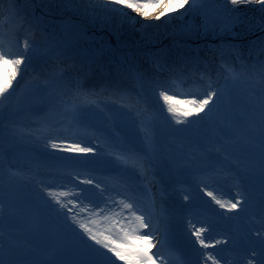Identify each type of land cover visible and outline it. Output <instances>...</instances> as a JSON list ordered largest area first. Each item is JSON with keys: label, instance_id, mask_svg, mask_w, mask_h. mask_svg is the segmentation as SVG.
Here are the masks:
<instances>
[{"label": "bare ground", "instance_id": "6f19581e", "mask_svg": "<svg viewBox=\"0 0 264 264\" xmlns=\"http://www.w3.org/2000/svg\"><path fill=\"white\" fill-rule=\"evenodd\" d=\"M44 1H47V0H44ZM134 3H142V4H146L147 6L141 11H137L135 8H132V9L125 8V10L123 11L119 10L118 12L115 13L114 17L118 18L120 21L122 20L121 16L129 17L128 22L121 21L122 24H124V26H127L131 29L134 28L130 21L132 17L139 18L138 25L140 23L141 25H143L146 22H149L151 25L153 24L154 25H171L172 23L171 19L174 17V14H172L173 11L167 10L168 9L167 8L166 9L167 14L164 16H160V4L156 3V0H134ZM124 6L126 7V3H124ZM62 8H65V7L62 6L60 9ZM126 9L131 10L132 13L129 15L126 12ZM142 12H146L147 15L146 16L142 15ZM15 14L18 15V11H16ZM157 16H160V18L156 19ZM18 20H19V15H18V19L14 21L13 24L10 26V30L8 31L5 30V33L2 32V29L0 27V35L6 34V33L9 34L12 31L15 34L16 27H17V30H21L22 24ZM142 20L143 21L145 20L143 24H142ZM140 32H141V28H140ZM148 34H149V31L146 32V36ZM9 37L12 39L16 38L15 35L10 36V34H9ZM148 37L149 36H147L146 38L148 39ZM69 39L71 40V38ZM69 39H66L67 43L70 42ZM10 43H12L14 46L7 44L4 41L2 42V46L5 49V52L16 53L20 48L18 47V45H15L14 40L13 42L12 40H10ZM19 45H22V43H19ZM217 50L218 48L215 47L211 49L210 51L216 52ZM192 51H188L184 53L182 58H177L175 60H169L166 63L163 62L160 68L161 71L159 70L156 71L153 69L154 71L153 77L156 78L157 81L149 82L150 85L148 88L151 91V94L155 97V99H157L158 103L162 104L163 102V100L159 97V92L161 90H164L165 88H168L167 84L169 80H171L173 84L171 88H169L171 90L168 92V94L171 95L173 91L179 93L180 91L178 89L184 90L185 83L191 84V86L187 85L189 90H193L195 92V88H198L199 91L203 92L205 91V87H207L209 80H211L212 85L214 86V84L216 83V80H219L224 76V72L222 71L221 72H216V71L210 72L208 73L209 74L208 75L207 73L204 74V72L200 70V68H196V67H199V65L203 66L206 60L209 63H213V62L211 59L208 58V56H205V55L203 56L191 55ZM96 59H97L96 61H93L91 56H84V58L80 60L77 55H74V58L72 59V62H73V67L71 69L72 71L70 70L71 75L67 76V79L62 83L59 95L56 96L54 92L55 86H53L52 89H49L46 91L45 97L48 99L49 106L46 109L38 107L37 112L43 113L47 117V119L50 122L49 126H46V127L40 126L38 123H35L32 117L28 115L23 116L19 124H17L19 129L23 130L26 127H29V131L31 133L33 131L39 132L46 139L53 138L55 140H63V141L70 140L69 143L82 140L84 141V143H82L80 146L82 147L83 146H93L94 147L93 154L84 156L82 154L70 155L68 153L60 152L58 150L52 149L50 145H48L47 148L44 145L39 146V150H41L45 154L46 153L51 154V155L54 154L59 158L70 160L64 163L65 164L64 166L49 165V167L53 169L52 171L55 170V172L56 171L58 172L59 170L65 169L67 168V166L71 165L73 161H74L73 163L78 164V166H73L75 168H73L72 171L70 170L71 173H69L73 175L72 178L76 179V182L75 181L72 182L71 180L68 181V179H61V178H58L57 181H55L54 179L44 177V179L42 178V181L39 187L31 183L32 179H36V176L38 174L33 173L30 170L39 169L41 170V173H46L45 175L49 176V174H51L52 172H50V170H47L46 169L47 167L44 166L45 160L37 161L34 159L32 155V158H33V159L31 158L32 163H28V164L26 162L18 163L16 162V158H15L16 151L15 150L8 151L11 157L10 159H11L12 166L15 165L16 167H18V169L21 170L23 175L26 177L27 182H28V186H27L28 191L31 192L34 196H36L37 199L40 200L41 204L44 205L46 208H50L51 204L46 206L48 203H55V201L51 197L48 196L49 191L56 192L57 194L61 191L70 193V195L67 198H62V200H64L65 203H67L68 200L74 201V204H68V208H72L74 213L79 211L80 206H81V200H83V205L86 206L88 209H91L93 206H96L97 212H99L101 208H104L105 204H107L109 208H115L116 212H120L122 209V205L117 207L116 205L113 204V201L117 202V204H119V202L122 200L125 202L130 201L125 191H123L124 189L120 187L118 183L114 184L115 187L116 185H118L123 190L122 189H119L118 191L113 190L112 187L114 185L112 182L111 184L108 183V184H103V186L96 187L97 185V183L95 182L96 179L106 180L107 182V177L106 175L103 174V172H101V170H104L103 167L106 165V163H108L107 161H109V158L101 157L97 151L98 149H101V146L103 144H106L108 142L109 143L111 142L113 145L115 144L119 146L118 141H115L113 138H111V140L109 138L105 140L100 139L99 138L100 133L98 131L97 132L86 131L88 133L82 136V132H80L81 131L80 129L83 126L84 122H90L91 124L94 123L100 126V129H103L104 133L111 134L114 131L123 132L126 135H128V138H129L128 139L129 142H127L126 146H123L125 148L124 151H127L129 149L133 151H139L138 149L141 148V144H139L141 143V140L138 138V135L136 134L137 132L136 128L139 124L137 115H133L131 113H126V112L123 113L125 110L121 112L115 109H111V110L107 109L109 112L108 111L106 112L105 110L106 107H104V105L103 106L101 105V107H99L98 109L88 107V105L92 103L93 101H95L94 103L99 105L102 103V100H105L107 99V97H109V98H112L113 100L117 99V101L120 103H123V105L129 104V105L135 106L136 108L142 110L144 108L146 109L149 106L150 102L152 104V101L148 99L146 101H142L140 97L137 98L135 88L133 90L130 87L131 83L135 85L136 82L138 81L137 78H139L140 75H137V74L142 73L140 65L135 64L136 67L133 68L132 72H126L123 63H115L113 65V68L114 70H117L119 73L114 72V70H113V73H105L104 71H108L104 69L107 63L104 64V60L102 59H99V58H96ZM49 61H51V63H54L57 60L56 58H52ZM81 62L88 63L90 65L93 64L92 70L89 72V71L84 70V68H81ZM141 62H144V60L139 61V63L142 65ZM145 62L149 63V61L147 60H145ZM125 64L129 66L130 62L126 61ZM38 65L39 64H35L34 67H37ZM218 65H221L220 54L218 58ZM143 66H147V65H143ZM54 67L55 65H50V69ZM57 67H59L58 64H57ZM95 67L98 68L96 71H94ZM262 71L264 73V69ZM186 73L189 76H193L195 74L197 76H200L201 79L206 76L207 78L202 80L200 85H197V84L194 85V79L189 78L186 75ZM242 73L244 75L247 74L246 70H244ZM57 74H58L57 72H54L51 75L54 79L57 80L60 78V77L55 78L58 76ZM262 76L264 80V74ZM158 79L160 80L163 79V81H165L167 84L162 83ZM178 81L181 82L180 86H176ZM222 81L223 79L218 81V83ZM20 83L22 85L24 83V80H22ZM156 83H159V85ZM257 87L259 88L258 92L260 93L259 94L255 93L254 99L251 100L249 104L251 106H256L255 108L261 110L260 112L261 114H260L259 119L252 118V117L244 119L241 127H244L245 129L247 128V130L251 129L250 126H248V124H252V125L259 124L262 127V120H264V82L262 81L259 82ZM18 92H19V89L16 90V93ZM81 95H89V96L87 98H82ZM190 98L192 99L195 97H190ZM177 99H180V98H177ZM10 100H13V99L11 98L9 99V101ZM15 105L16 103H14V106ZM217 107L222 108V106H218V105ZM73 110H75L76 112V122H70ZM212 110L219 113L218 115L221 116L220 123L218 125L222 127L223 125V119L221 115L222 110L220 109L218 110L216 108H213ZM0 111L2 112V114H0V118H3V122L6 123L8 121V118H6L5 109L2 107V105H0ZM109 115H111L113 120L116 121L115 127H112L110 123L108 125L105 123L107 120L106 116H109ZM202 117L203 119H199L196 117H190L189 119L192 120V123L188 125L197 126L198 124H205L206 126L209 127L210 123H207V118L205 116H202ZM54 120L57 123L62 122L63 123L62 127L61 128L54 127L53 126ZM234 120H235L236 125L238 126L237 132H239L240 122L237 119H234ZM173 134L176 135L175 133ZM204 134H205V131H200L196 133L194 131H191L190 129L188 131V127H186L183 130H181L177 135L178 136L183 135L184 137H186V140H190L191 138H194L195 140L202 139V143H205V141H203V139H205ZM159 135L160 137H162L160 133ZM106 137H108V135H106ZM46 139H44L45 142H47ZM241 140L243 141L241 145L245 146V149L239 145L236 148L237 150H239L237 151L236 154L241 155V157L246 155L247 157H242V159L246 161L249 160V162L254 164L255 160L250 159V157L258 156L259 154L257 153L259 152H257L255 148H253V146H248L249 139L246 137V135L243 134V136L241 137ZM161 144L163 147L162 149H165V150L171 149L172 152L175 155H177V157L181 156L178 164H173L172 168L170 169H167L163 165L161 168L159 167L158 169L160 170L159 173L154 172L149 168V171L147 172V174L139 172L140 174L137 175L136 170L127 171L128 167L126 166L122 167L121 165L116 164V166H112V167L116 169V167L118 166L117 168H120V169H116V170H119V172H122V175L124 176V178H126L127 181H131L135 185H137L138 182H139L138 186H142L146 183L147 184L155 183L156 185V181L158 184L160 183L161 189L164 192H168V195L160 199L159 202L163 204V208H166V210H161V211L169 212L171 214L170 218L165 220V223L168 225V227H170L171 232L174 234L177 233L179 237L181 238V240L185 241V243H187V245L192 248L194 255L197 256L199 259L200 258L203 259L202 261H205V255L207 253H212L214 255V258L218 259L219 264H223L224 261L222 262L219 260L218 250L217 251L215 250L218 249L223 244L225 245L230 242V239H229L230 231L227 230L226 233L220 234L218 232V229L216 228L218 225L219 227H222V228L224 227V229L228 227L231 216L230 214L227 213V208H221L218 204L215 203V200L207 196V192H212L213 195L217 199H220L225 204L229 202L232 203L233 201L232 190L235 189V184L233 182V179L226 178L227 180L226 179L221 180V177H220L221 173L227 167L221 166V167L216 168V164H213L212 166L210 165L212 167L211 168L208 164L202 165V163H197L196 159L190 160L189 158L187 159V161L184 160L183 162H181V160L184 157H186V153L184 151L185 148H182V147H185L186 143L183 141H179V140L176 141V137L172 135L170 136L168 135V133L165 134L164 132L163 140L161 141ZM192 151H193V155L195 154L198 158H200L199 157L200 155L196 149L195 150L193 149ZM21 155L22 156L28 155L30 157L28 153H22ZM182 155H184V157H182ZM164 157L168 159L169 156L167 153H165ZM148 162H149L148 167H150V161ZM259 164H256V165H259ZM261 165L264 166L263 161L261 162ZM71 167H69V169H71ZM259 167L261 166L259 165ZM28 168L30 170H28ZM156 168L154 169L155 171H156ZM215 168L216 170L212 171ZM191 170H193L194 173L192 174V177L189 178V174L191 173ZM109 171H112V170H109ZM198 172H201V174L198 175ZM231 175L232 174H230V176ZM54 176L55 178H57V175H54ZM211 178H215V180L213 181L211 180ZM259 178H262L264 181V172L263 174L259 176ZM88 179H91L93 183L92 184L82 183V181H85ZM171 179H176V180L171 181ZM184 179L185 181L196 182V186L192 188L191 190L177 186L179 184L180 185L182 184V183L178 184L177 182L183 181ZM222 183L226 184V187L229 189V191L228 190L225 191L221 189L220 186L222 185ZM172 184H174V186ZM175 186H177L179 189L186 190L187 193L184 191L180 193L176 189ZM77 192H80V196L74 195ZM261 196L263 197L261 198V201L259 198V202L262 203L263 205L264 204V194H262ZM2 197L4 198L6 196H4L2 191H0V221L4 222L5 223L4 225H9L8 220L13 223L15 222L16 218H15V214L12 213L11 211H5L2 209V202L3 200H6V199H3ZM84 197H87V199H84ZM185 197H187V199H185ZM181 199L187 201L188 204L187 205L182 204ZM138 202H140L139 203L140 209L144 211L146 207L145 204H143L141 200H138ZM56 206H57V209L59 210L60 206L58 204H56ZM18 207H28V205L18 206ZM185 208H189L190 210H192L193 211L192 214H190V212L189 214L186 213ZM201 208L207 209L206 211L207 216L205 215L203 217H199L201 213ZM198 211H200V213ZM52 213L56 217H61V216H58L59 214L56 215L54 211H52ZM123 214L125 216L128 215L126 210L124 211ZM137 214L139 215L141 213L138 212ZM143 214L146 216L145 212H143ZM81 215L86 217L88 213L87 212L81 213ZM103 215L111 216L112 212L107 211V212L100 213V215L93 217L95 219L101 220V223L98 226L99 228H104L107 226L106 223L101 219ZM260 216H264V208L260 211ZM146 217L151 218V227H152V230H154L157 225L156 223L160 222L159 217L157 218L155 214L153 213H151L150 215ZM61 218L64 219V217H61ZM52 221L53 219L48 220L46 222V226ZM69 221L72 224L70 217L67 220V222ZM41 223H43V221H40V223L36 221L35 225L34 224L29 225L31 226L29 228L32 229V232L36 236L37 235L42 236L43 234H46V231H45L46 229H42L43 231L38 230V228L41 227ZM257 224L258 226H254L255 228L251 227V229H249V237L245 241V244L247 242L246 248L249 250L247 251L249 254L245 256V259L243 261L244 264H264V223L262 222V220H260L259 222H257ZM93 227H97V226H93ZM201 228L204 229L202 236L205 239V243L213 245V247L203 248L199 244V242L196 241V238L193 235V232L196 229H201ZM70 229L77 230V231L80 230V228H77V229L70 228ZM83 235L88 237L87 234H85L84 232H83ZM217 241H219V243H217ZM92 242L95 243L94 241ZM101 249L104 252H107V249H104L102 246H101ZM74 251L75 249L72 248L71 245L66 243V245L58 251L59 256L57 260L53 262V264H86V263H82L80 258L73 256L72 252ZM252 251L254 253H252ZM107 253H110V252H107ZM224 259L227 262V264H238L232 257L228 256ZM208 264H212V262L208 261Z\"/></svg>", "mask_w": 264, "mask_h": 264}, {"label": "rangeland", "instance_id": "374dc122", "mask_svg": "<svg viewBox=\"0 0 264 264\" xmlns=\"http://www.w3.org/2000/svg\"><path fill=\"white\" fill-rule=\"evenodd\" d=\"M20 3H18L19 6V12L21 15L22 19V29L17 30L16 27V33L14 34L16 36L14 43L15 45H19V43H22V46L24 47L25 42L28 43L29 49H33L32 52L37 53L39 50H41V43H43L45 40L44 36H49L52 38V44L49 45V48L51 50H48L44 53V60L47 63L43 62H36V64H44L46 65L44 68H42V72H44L46 75L48 74V70H50V65H55L53 68L54 72L58 69L59 72H57L58 76L55 78H59L61 76H64V80L66 79V76L71 75L70 70L73 67V62L72 59L74 58V55H77L79 59H83L84 56H91L93 61H96V58L104 60V64L107 63L104 69L108 71H104L105 73H113V65L115 63H123L124 68L126 72H132L133 68L136 67L135 64H138L141 66L142 73L137 74V75H142V79L147 80V81H154L156 82L157 79L153 77V63L156 62L157 59H162L164 63H166L169 60H175L177 58H182L183 54L192 51L191 55L193 56H208L209 59L212 60L213 63H209L207 60L204 63L203 66L199 65L200 70H202L205 73H210V72H219L221 71V66L218 65V58H219V52L223 53L222 57L223 59L226 58V61H229V63L232 64H237L240 66V68H248L249 66L251 67L248 69L249 71V82L245 83L242 85L241 88H238L237 90L235 89L234 92H227L226 97L222 99L220 102L214 103V108L222 110L221 115L224 118L227 117H233L237 119L240 123V128H239V133L235 134L234 137V143L230 147V150L232 153L236 154L237 150L236 148L240 145L245 149V146L241 145L243 141L241 140V137L246 135V137L249 139V145L248 146H253L255 150L259 153L258 156L256 157H250V159H254V164L242 159V157H247L246 155L242 156L238 155V158H240L243 162V166L246 169V173L248 178L250 180L252 179V175L256 173L257 170H259L258 166L260 165V169H264V166L261 165V162H264V156H262L261 153V148L258 150L256 143V138H255V132L254 129L252 128V124H248L250 126V130L245 129L244 127H241L242 122L246 118L252 117L253 110L256 106H251L249 102L254 99V94L260 93L259 88L257 87L258 84L255 80L259 78V75H263V69H264V33L262 35L258 34L255 37H253L254 33L258 29V25L256 20H253V18L250 17L251 13L255 10V6L249 11H242V15L239 16L240 19H242V22L236 23L234 21L235 19H232V25L230 28L229 33L227 36H223L222 39L224 41H227V43H224L223 45H218L215 43V40L212 42L214 39V35L211 34L213 30H216L214 28L220 26L221 24L226 23V19L230 18V12L228 11H219V8L222 7V5L218 4L217 0L215 1L214 4L212 5H207L205 9L200 12L196 10L190 11L191 6L189 7H184V8H179L177 4L175 6L168 7L167 10H172L174 14V19L172 18V23L171 25H154L153 30H151L150 38L147 39L146 36H144L143 33L140 32L141 23L138 25V17H132L130 19L132 26L134 27L133 29L124 26L122 24L123 21L128 22L129 17H124L121 16L122 22L118 19L115 18V13L120 11L125 10L124 0H19ZM65 7L60 9L61 7ZM124 6V8H123ZM234 5H231V0H228L227 8L230 9ZM4 5L2 4L3 9ZM174 7V8H173ZM170 8V9H169ZM173 8V9H172ZM70 9V10H69ZM149 9V8H148ZM126 12L130 15L132 12L131 10L126 9ZM167 12V11H166ZM185 13V14H184ZM186 15L188 19H186V23H184L181 19L182 15ZM255 15V14H254ZM259 17L256 16V18ZM124 18V19H123ZM138 18V19H137ZM206 18L208 23L206 24ZM260 18V17H259ZM2 19V14L0 15V23ZM225 20V21H224ZM145 21V20H144ZM142 20V24L144 23ZM184 23V24H182ZM228 23V22H227ZM236 25V29L234 30L235 32L232 33L233 27ZM124 26V27H122ZM141 26V27H140ZM142 30V28H141ZM203 31L207 32L206 34H203ZM249 32L252 34L249 37V40L247 39H241L242 38V32ZM259 32V31H258ZM233 35H238L237 41L236 40H230L229 37ZM8 38V36L6 35ZM71 38V40L69 39ZM9 39V38H8ZM66 39H69L70 42H66ZM114 39L113 44L111 45L110 41ZM146 39V40H144ZM219 46V49L216 52L210 51L211 49L215 48V45ZM1 45V43H0ZM34 46V47H33ZM90 47V49L88 48ZM2 45L0 46V51H4L2 48ZM40 52V51H39ZM40 58V57H39ZM52 58H56V62L51 63ZM141 62L142 65L139 63ZM145 60L149 61V63L145 62ZM126 61L130 62V65L127 66L125 64ZM132 63V64H131ZM50 64V65H49ZM57 64L59 67H57ZM90 64L81 62V68H85ZM147 65V66H143ZM90 66H93L91 64ZM98 67V66H97ZM95 67L96 71L98 68ZM3 70V68H0V73ZM199 70V71H200ZM72 71V70H71ZM198 71V72H199ZM114 72H118L117 70H114ZM254 72V73H253ZM119 73V72H118ZM44 75V76H46ZM187 75V73H186ZM209 75V74H208ZM189 78L194 79V85H200L201 81L204 80L206 77H203L202 79L200 76L193 75L189 76ZM25 77V76H23ZM23 77L18 76L17 81L19 82L22 80ZM47 77V76H46ZM135 77V76H134ZM178 77V75H177ZM263 79V76H262ZM160 80V79H158ZM17 81L14 82V88L15 91L19 89L18 92V102L14 106V109H11V114L13 115V119L11 122L6 123L4 126H2L1 133L2 135H6V143L11 144L8 148L11 150L16 151V162L18 163H32V155L35 160L40 161V160H45L44 161V166H46V169H49L51 174H49V177L55 178L54 175H57V178H62V179H73V175L69 174L71 173L72 169L75 168L73 166H78L76 163H71V165L67 166V168L59 170L58 172L55 170L52 171L53 169L49 167L51 166H64L66 162L70 161L67 159H62L57 157L54 154H45L41 150H39V146L44 145L46 148L48 145H50V142H57L61 143L62 140H48L47 142H40L39 140L34 139V136L30 137L28 135H24L19 129H12L11 124L14 121H18L19 118H23V116H27L25 113V107L32 108V106L28 105L27 101L25 99H29V102L33 103V100L31 98L32 94L34 92H29L27 88L28 83L22 84L21 87L19 85L15 84ZM162 83H166L165 81L160 80ZM63 82V81H62ZM60 82V84L62 83ZM183 82V81H182ZM245 82V81H244ZM243 82V83H244ZM264 82V80H262ZM30 83L33 84V86L36 89V95L41 96V92H43L42 84L38 83L35 80H32ZM157 84V83H156ZM168 84L171 86L172 81L169 80ZM248 84H251L249 86ZM149 83H146V89L150 98V101H152V104L150 102L149 107H156L158 108L161 113H162V119L155 128L158 134V131H161V136L160 137L163 140V135L164 132L165 134L168 133V135H172L176 137V141H183L185 142V148L184 151L185 153H188V147L193 148L195 139L191 138L190 140H186V137L183 135L178 136L177 134L183 130L184 128L188 127L191 131H196L197 128H200L201 130H204V126H199L194 128V125H188V124H176L175 120L170 117V114L167 113V108L164 105V101L162 104L157 102V99L151 94V91L149 90ZM184 85H189V83H185ZM183 85V86H184ZM216 86V84L214 85ZM130 87L134 90V84L131 83ZM214 88V87H213ZM208 90L207 87H205V91ZM12 92L11 90H9ZM184 91H191L193 93H199L203 94V92L199 91L198 88H195V92L193 90H189L188 87H184ZM89 95H81L82 98H87ZM38 98V97H37ZM177 98H180L181 100L184 99H191L190 97L186 96H177ZM93 101V100H92ZM93 101L88 105V107L92 108H99L101 105L105 108L106 112L108 111L107 109H115L118 111H124L123 113H131V111L128 109L129 107L123 103H120L117 101V99L113 100L112 98L107 97V99L102 100L101 104H96ZM6 104V100H3L0 102V105L3 107ZM218 106H222V108H218ZM186 107V105H182ZM35 106L34 108H37ZM136 108V107H134ZM104 110V111H105ZM109 112V111H108ZM202 113H200L201 115ZM245 115V117H244ZM106 124L108 125L109 117L106 116ZM141 118L139 115L137 119ZM55 122V120H54ZM53 122V123H54ZM16 123V122H15ZM17 124V123H16ZM246 127V126H245ZM98 128V129H97ZM100 126L90 123V122H84L83 126L81 127L82 136H84L86 131L89 132H97V131H102L103 129H100ZM199 130V132L201 131ZM175 133L176 135H174ZM136 134L138 135V138H140V133L139 130H137ZM206 135V133L204 134ZM103 136V135H102ZM64 143H69V141H63ZM167 142V141H166ZM33 145V146H32ZM27 146H32L31 149ZM61 146H63V143H61ZM36 148V149H35ZM179 148V147H177ZM166 153L168 154V159L166 157L162 159V161L159 164H156L154 167L156 168V171L154 172L159 173L160 170L159 167L161 168L163 165L167 168L170 169L172 168L173 164H178L180 157L175 155L172 150H165ZM28 153L30 157L21 155L22 153ZM98 154L105 158L106 156L99 153ZM184 157V155H182ZM32 158V159H31ZM186 157H184L181 162L185 160ZM190 159H197V157H189ZM260 163V164H259ZM259 164V165H256ZM72 166V167H71ZM242 166V167H243ZM71 167V169H69ZM71 170V171H70ZM105 170V169H104ZM104 170H101L103 174L105 175L106 172ZM35 172H37L38 178H43V174H41L40 170L34 169ZM197 172V171H196ZM88 173V172H87ZM194 173L193 170H191V173L189 174V178L192 177V174ZM0 174L2 176V165H0ZM252 174V175H251ZM251 175V176H250ZM175 177V176H174ZM173 177V178H174ZM75 178V177H74ZM109 178V177H108ZM177 179V178H176ZM176 179H171V181H174ZM226 179V178H223ZM222 179V180H223ZM36 179H34L35 181ZM76 182V179H73ZM227 180V179H226ZM103 182L106 180H102ZM96 182V181H95ZM182 183L180 186L182 188L184 183L188 185L189 190L194 188L196 186V182L194 181H178L177 182ZM160 183L158 184L156 181V186L158 189L160 188ZM174 186V184H172ZM217 185V184H216ZM101 186V185H99ZM177 186L176 189L181 193L182 191L186 192V190L179 189ZM220 186V185H219ZM224 184L220 186L222 189H224ZM263 188H259L257 192L258 198H261L262 194H264V186ZM259 193V194H258ZM10 197L12 196H6L3 199L8 198L9 200H3V202H9L10 203ZM14 197V196H13ZM15 200L12 199V201ZM181 203L184 205H187V201L181 199ZM9 203H3L4 206H8ZM180 203V204H181ZM260 203V202H259ZM2 204V208H3ZM52 206L53 209H56V204L55 203H48L46 206L50 205ZM16 206V205H15ZM260 208H264V204L260 203ZM6 209V208H5ZM15 209V208H14ZM186 213L192 214V210L189 208H185ZM5 211H10V210H5ZM14 211V210H13ZM12 213H15V218L18 217V214L14 211ZM207 209L206 208H201V213L199 217L207 216L206 213ZM64 212L68 213V209H64ZM206 213V214H205ZM227 213L229 214V210L227 209ZM18 219V218H17ZM262 222L264 223V216L260 218ZM72 226L78 227L77 224H72ZM254 226H258V224H254ZM217 226L216 229L219 231H226L224 227H219ZM230 227V222L229 226L226 228ZM82 230V229H81ZM83 231V230H82ZM27 237H30L32 241H38L36 236L34 234H31L30 231L28 230L27 232ZM249 237V234H248ZM215 250V249H214ZM216 251V250H215ZM252 253H254L252 251Z\"/></svg>", "mask_w": 264, "mask_h": 264}, {"label": "snow or ice", "instance_id": "6c2138e0", "mask_svg": "<svg viewBox=\"0 0 264 264\" xmlns=\"http://www.w3.org/2000/svg\"><path fill=\"white\" fill-rule=\"evenodd\" d=\"M218 4L222 5L219 11H236L237 9H228V0H217ZM259 3L264 6V0H231V5H238L241 3ZM126 7L128 9L135 8L137 11H141L147 5L142 3H134V0H125ZM156 3L160 4V16L166 15V9L173 4V0H156ZM204 0H192L190 11L196 10L198 5H202ZM189 4V0H178L177 6L179 8H184L185 5ZM142 15H147L146 12H142ZM157 16L156 19H159ZM208 23L206 18V24ZM34 47V46H33ZM25 52L22 55L13 56L10 53H5L0 51V68H3V74H0V102L8 99L12 92L15 91L14 82L17 81V77L21 76L27 68L26 60L29 59L33 49H29V45L25 42L24 45ZM187 87V85H185ZM12 89V92L9 90ZM207 89L202 95L199 93H193L191 91L175 92L173 91L171 95L168 92L171 90L165 88L159 92V97L164 101V105L167 108V113L170 117L175 120L176 124H190L192 120L190 117H196L203 119L200 113H204L207 116L209 112L212 111V106H214L213 96L219 98V89L213 90V85L211 80L207 84ZM195 97L192 99H177V96ZM210 102L211 106H210ZM182 105H187L184 107ZM79 107V106H77ZM207 109V111H206ZM70 122H76V112L73 110ZM141 132L143 133V141L146 145H151L154 143V128L151 126L149 121H141ZM261 153L264 156V120H262L261 127ZM63 143V147L61 146ZM61 143L50 142V147L52 149L58 150L60 152L68 153L70 155L82 154L84 156L93 154V146H80L84 141L79 140L71 143ZM113 155L117 160H119L126 167H132L133 169H138L140 172L147 174L149 171L147 155L145 151L141 155L140 151H133L131 149L127 151L114 152ZM131 162V163H130ZM12 175H19V173H12ZM82 183L92 184L91 179L82 181ZM99 187V184L96 185ZM83 191V190H81ZM70 195L68 192L61 191L58 194L56 192L49 191L48 196L51 197L56 204L60 206L58 210L59 215H63L65 221L69 219L67 213L64 209L67 208L69 213H72V208H68V204H74L73 200H68L67 203L62 200V198H67ZM74 195L80 196V192ZM207 196L215 200L221 208H227L229 211L237 207L236 203L225 204L220 199H217L212 192H207ZM87 199V197H84ZM187 199V197H185ZM113 204L117 207L122 205L120 212H116L115 208H109L105 204L104 208H101L99 212L96 211V206L88 209L83 205V200H81V206L78 212L72 214L71 221L72 224H77L80 229L87 234L88 238L95 242L96 245H101L107 252L114 254V256L122 261L123 264H156L154 255H159V250L156 254L151 252V249L156 247V243L153 242V237L155 232L150 230L151 218L146 217L143 211L135 204V202H125L120 201L119 204L113 201ZM75 206V205H74ZM127 211L128 215L125 216L123 213ZM111 211L112 215H103L101 219L106 223V227L99 228L101 223L100 219H95L93 217ZM87 212L86 217L82 216L81 213ZM140 212L141 214H137ZM97 226V227H93ZM148 230V231H145ZM204 229H196L193 235L196 241L203 248L213 247L208 243H205V239L202 236ZM161 247L166 243V239H161L159 241ZM219 243V241H217ZM89 247H92L89 245ZM106 256L107 253H104ZM110 259V258H109ZM211 261L212 264H219V261L214 258L212 253H207L205 255V264ZM114 264V262H112ZM163 264V261L161 262Z\"/></svg>", "mask_w": 264, "mask_h": 264}]
</instances>
